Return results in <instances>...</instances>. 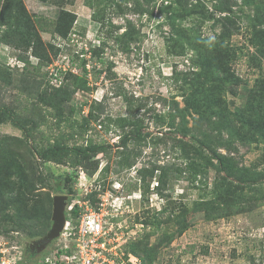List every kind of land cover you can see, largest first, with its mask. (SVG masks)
<instances>
[{"label": "rangeland", "instance_id": "obj_1", "mask_svg": "<svg viewBox=\"0 0 264 264\" xmlns=\"http://www.w3.org/2000/svg\"><path fill=\"white\" fill-rule=\"evenodd\" d=\"M22 1L27 12L39 19V29L42 27L46 31L39 33L43 44L54 45L59 50L56 56L50 53V64H56L55 69L61 67L58 70L61 71L65 68L66 71L62 73L65 75L74 68L75 72L72 73L82 76L80 60L84 59L88 90H76L71 101L63 107V112L67 113L72 107L75 110L73 118L79 120L90 107L96 110L99 121L91 125L87 137L104 142L110 148L105 155L97 156L99 166L92 175L83 168L73 170L54 163L39 162L33 155V147L45 145L47 137L52 140L61 135L66 137L69 130L63 127L64 124L58 126L49 114L50 109L37 104L32 96L40 88H46L50 64L45 66L40 63L30 54V49L25 52L23 47L14 48L9 43L0 44V145L18 149L23 160L28 165L32 163L38 173L45 175L50 170L55 175H71L70 185L74 190L71 200H87L97 208L102 201L98 196L109 192L108 202L114 209L110 219L117 236L137 240L151 234L149 243L154 245L162 232L176 229L169 227L155 232L154 227L143 225L142 221H151L168 200L190 205L204 194V186L193 188L183 175L178 177V170L183 169L185 163L179 157L178 150L171 148V135L167 134V128H162V123L154 119L155 115H166L172 108V101L183 107V94L175 72L184 74L196 70L192 63L193 52L185 47L177 54L176 45L168 43L170 28L159 9L163 0H158L154 8L143 6L146 11L142 14L130 11L132 2L121 3L122 8L129 10L125 8V13L120 15L114 4L107 0ZM201 1L208 8L213 4L211 0ZM3 6L5 1L0 0V12ZM61 10L75 15V22L65 37L53 34ZM97 14L102 16L100 23L93 18ZM190 23L185 21L180 25L190 29ZM128 24L135 38L127 40L124 48L125 45L116 37L126 32ZM208 25L201 29L200 35L209 38L212 35ZM231 43L235 47L244 45L245 32L234 35ZM8 57L27 58L30 65L24 69L12 68ZM39 64L41 75H36L33 67ZM232 69L245 84L239 85L234 95H225L230 109L245 103L254 79L260 76L258 70L251 68L241 54ZM128 104L133 116L142 120L143 132L148 134L146 145L129 142L126 152L137 154L132 160L135 164L130 169L118 165L120 130L112 126L105 130L100 123L106 116H126ZM41 121L43 124L37 130L35 126ZM189 123L190 126L191 121ZM153 137H161V141L150 144ZM73 143V140L68 141L69 145ZM234 148L237 152L234 151L232 155L240 165L264 172L263 141L237 142ZM220 151L225 153V150ZM105 165L109 167L108 172L101 173ZM155 167L167 171L166 186L160 191L156 190L159 172L151 175V169ZM215 175L213 169L208 171L204 181L206 188H210ZM42 187H45L42 190L44 193L55 196L49 191V184ZM91 192L96 194V202L88 197ZM254 195L257 198L259 194L256 192ZM247 207L243 212L213 221L205 220L202 212L189 214L187 229L158 248L154 264H264V198ZM43 208L45 212L42 216L49 215L51 218L52 202L50 206L48 199L45 200ZM137 218L139 222H136ZM27 230L5 232L0 228V238L8 243L11 254L15 257L20 254L18 264H40L54 250L57 241L55 239L41 251L36 249V253L32 252V243L42 237L29 238Z\"/></svg>", "mask_w": 264, "mask_h": 264}, {"label": "trees", "instance_id": "obj_2", "mask_svg": "<svg viewBox=\"0 0 264 264\" xmlns=\"http://www.w3.org/2000/svg\"><path fill=\"white\" fill-rule=\"evenodd\" d=\"M4 1L5 6L0 12V44L23 47L25 52L30 49V54L40 63L49 65L50 53L56 56L59 50L54 45L43 44L39 33L46 31L42 27L39 29V19L27 12L22 0ZM107 1L114 4L120 15L125 13V8L129 10L122 8V4L127 2H132L130 11L142 14L146 11L143 6L154 8L158 0ZM211 1L213 4L208 8L201 0H163L159 8L170 28L168 43L176 45L177 54L186 48L191 50L196 70L184 74L175 72L183 94V107L172 101L170 111L166 115H155L154 119L162 123V128H167V134L171 135V148L178 150L185 163L184 168L178 170V177L183 175L193 188L204 186V194L190 205L168 200L151 221H142L143 225L154 227L155 232L169 227L176 229L162 232L154 245L149 243L151 234L129 240L124 245L125 252L137 256L143 264H154L158 248L187 229L189 214L202 212L205 220L213 221L243 212L248 205L264 198V172L240 165L232 155L237 152L234 148L237 142L264 143V0ZM93 18L99 23L102 20L98 14ZM185 21L191 22L190 29L180 25ZM74 22L73 13L61 10L53 34L65 37ZM206 24H209L212 37L200 35ZM130 27L128 24L126 32L116 37L123 45L135 38ZM241 31L245 32V44L235 47L231 38ZM239 54L246 58L251 68L258 70L260 76L254 79L245 103L230 109L225 95H234L236 88L245 84L232 69ZM18 58L26 63L25 68L30 65L27 58ZM80 66L82 76L66 72L58 87L50 84L47 73L46 88L39 85L40 91L32 95L37 104L50 109L49 114L58 126L64 124L63 127L69 130L66 137L61 135L54 140L47 137L45 145H35L32 151L40 163H54L73 170L83 168L92 175L99 166L97 156L105 155L110 148L104 142L87 137L91 125L99 121V114L90 107L87 114L76 120L73 118L74 108L69 107L67 113L63 112V107L71 101L76 90H88L84 59L80 60ZM40 67V64L33 67L36 75L40 74ZM100 123L105 130L110 126L120 130L118 165L128 169L133 167L135 163L132 160L137 154L127 153L126 149L131 141L146 145L148 134L143 132L142 120L133 116L128 104L126 116H106ZM41 124L43 121L35 128L38 130ZM70 140L74 141L71 145L68 144ZM159 141L161 137H153L150 144L155 145ZM220 150H225V153ZM108 169L105 165L101 173L108 172ZM210 169L216 175L210 188H206L204 181ZM157 171L156 190L160 191L166 186L167 171L155 167L151 169V175ZM72 178L67 173L55 175L50 170L45 175L38 173L32 163L28 165L23 160L18 149L0 145V228L5 232L28 229L29 238L44 237L51 227V218L42 216L45 212L43 203L48 199L51 206L52 197L49 192L42 191L45 188L42 186L49 184L52 194H66L70 203L74 194L70 185ZM256 192L259 195L254 198ZM88 197L96 202L94 192ZM71 213L75 220L78 208H73ZM136 222H139L138 218Z\"/></svg>", "mask_w": 264, "mask_h": 264}, {"label": "built area", "instance_id": "obj_3", "mask_svg": "<svg viewBox=\"0 0 264 264\" xmlns=\"http://www.w3.org/2000/svg\"><path fill=\"white\" fill-rule=\"evenodd\" d=\"M8 60L12 68L25 66L24 62L16 57H8ZM55 66L56 64H50L47 73L50 84L58 87L66 69L58 71L61 67L57 70ZM71 71L75 72L74 68ZM98 198L102 201L97 208L87 200L74 199L70 203L67 200L66 220L56 239V247L40 264H143L137 256L124 250V245L134 238L118 237L114 230L111 222L114 209L108 202L109 192L99 195ZM75 207L78 208V216L73 220L71 211ZM8 246V243L0 238V264H18L20 254L15 257L10 253Z\"/></svg>", "mask_w": 264, "mask_h": 264}, {"label": "water", "instance_id": "obj_4", "mask_svg": "<svg viewBox=\"0 0 264 264\" xmlns=\"http://www.w3.org/2000/svg\"><path fill=\"white\" fill-rule=\"evenodd\" d=\"M67 200L68 197L66 195L58 194L52 197L51 228L44 237L32 243L33 245H38V251L43 250L47 245L58 238L66 220L65 208Z\"/></svg>", "mask_w": 264, "mask_h": 264}, {"label": "flooded vegetation", "instance_id": "obj_5", "mask_svg": "<svg viewBox=\"0 0 264 264\" xmlns=\"http://www.w3.org/2000/svg\"><path fill=\"white\" fill-rule=\"evenodd\" d=\"M37 247H38V245H35V244L32 245V247H31V251L36 253V249H37Z\"/></svg>", "mask_w": 264, "mask_h": 264}]
</instances>
